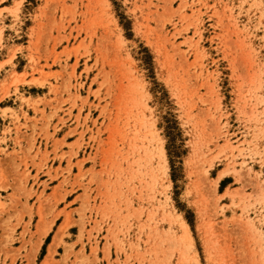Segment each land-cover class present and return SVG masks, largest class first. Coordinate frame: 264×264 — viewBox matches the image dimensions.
<instances>
[{
	"label": "rangeland",
	"instance_id": "obj_1",
	"mask_svg": "<svg viewBox=\"0 0 264 264\" xmlns=\"http://www.w3.org/2000/svg\"><path fill=\"white\" fill-rule=\"evenodd\" d=\"M0 264H264V0H0Z\"/></svg>",
	"mask_w": 264,
	"mask_h": 264
},
{
	"label": "bare ground",
	"instance_id": "obj_2",
	"mask_svg": "<svg viewBox=\"0 0 264 264\" xmlns=\"http://www.w3.org/2000/svg\"><path fill=\"white\" fill-rule=\"evenodd\" d=\"M184 229H185V233H188V229H187V225L184 223Z\"/></svg>",
	"mask_w": 264,
	"mask_h": 264
}]
</instances>
